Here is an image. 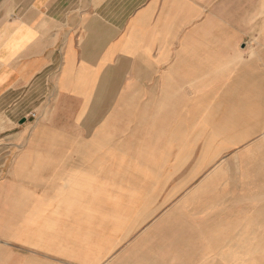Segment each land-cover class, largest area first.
Returning a JSON list of instances; mask_svg holds the SVG:
<instances>
[{
	"label": "crops",
	"instance_id": "1",
	"mask_svg": "<svg viewBox=\"0 0 264 264\" xmlns=\"http://www.w3.org/2000/svg\"><path fill=\"white\" fill-rule=\"evenodd\" d=\"M147 255L264 264V0H0V264Z\"/></svg>",
	"mask_w": 264,
	"mask_h": 264
},
{
	"label": "rangeland",
	"instance_id": "2",
	"mask_svg": "<svg viewBox=\"0 0 264 264\" xmlns=\"http://www.w3.org/2000/svg\"><path fill=\"white\" fill-rule=\"evenodd\" d=\"M161 204H162V203H161ZM159 209H160V210H162V209L165 210L164 208H161V206H160ZM160 213H161V212H160ZM143 224H144V228L150 226V225H151V223H150V219L144 218V219H143ZM261 236H262V235H257L256 237L259 238V240H260ZM257 238H256V239H257ZM131 261H133V259H131ZM143 261H144V264H150V263H152L151 257H150L149 255H147V256H143ZM239 261H240V263H242V262H245L246 260L243 259V260H239Z\"/></svg>",
	"mask_w": 264,
	"mask_h": 264
}]
</instances>
